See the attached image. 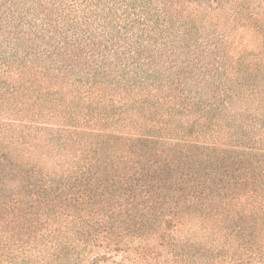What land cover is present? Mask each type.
<instances>
[{
	"label": "trees",
	"instance_id": "trees-1",
	"mask_svg": "<svg viewBox=\"0 0 264 264\" xmlns=\"http://www.w3.org/2000/svg\"><path fill=\"white\" fill-rule=\"evenodd\" d=\"M174 261L264 264V0H0V264Z\"/></svg>",
	"mask_w": 264,
	"mask_h": 264
},
{
	"label": "rangeland",
	"instance_id": "rangeland-1",
	"mask_svg": "<svg viewBox=\"0 0 264 264\" xmlns=\"http://www.w3.org/2000/svg\"><path fill=\"white\" fill-rule=\"evenodd\" d=\"M189 219V221H186L185 223H179V222H177V225H178V228L176 227V231L178 230V234L179 235H181V236H184V234H186L187 232H188V229H189V226H196V224L198 223V219H197V217H192V218H189V216H188V218H187V220ZM183 251V250H182ZM185 252V251H184ZM185 254V253H184ZM183 258H186L187 257V255H183L182 256ZM120 258H121V256H120ZM119 258V259H120ZM101 264H111V263H109V262H103V263H101ZM169 264H177V262H170Z\"/></svg>",
	"mask_w": 264,
	"mask_h": 264
}]
</instances>
